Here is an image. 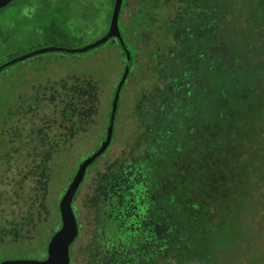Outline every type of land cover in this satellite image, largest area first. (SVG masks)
<instances>
[{
    "label": "trees",
    "instance_id": "obj_1",
    "mask_svg": "<svg viewBox=\"0 0 264 264\" xmlns=\"http://www.w3.org/2000/svg\"><path fill=\"white\" fill-rule=\"evenodd\" d=\"M126 1L127 0H123L119 14V21L121 24L122 13ZM231 1L232 0H161L157 5L150 2H140L139 9L134 13L135 18L133 20V26L137 27L138 30L147 29L153 37L155 35L157 36L158 41L156 39L154 40L156 48L152 53V56L157 61V64L155 63L152 67L155 74L159 76L166 71V65H169V70L175 71L173 83L174 88L177 89L178 92H176V90L173 91L179 98L187 100V94L194 92L193 86H191L192 82L195 84V89L199 83L200 87L201 85L204 86V92H200L202 94L201 96L208 97V95L211 94L209 99L212 101H214L213 97L217 94L218 87L217 85L213 86L207 83L210 81L215 84H223L220 86V88L223 89L222 91L219 90L216 102H214L216 112L212 121L209 123L205 122L203 125L205 144L202 151L199 152V159L193 164H187L185 161L187 157V146L179 150L182 145L180 140L182 136H185V131L189 129L188 127L190 124V119L185 113L186 102L184 101V103L183 100L179 104L175 102L174 109L169 110V113L162 107L163 104L160 102L161 96H158L156 99L151 96L147 98L142 97L135 103L132 111L134 126L130 134V140L133 141L131 146H127L128 148L130 147L132 154L127 153L125 157L119 156V158H115L112 162L110 161L107 163L106 161L105 163L107 164L105 165L101 161L112 146V144H110L108 150L89 165L76 194L77 197L81 188L84 187V189H87L89 187L86 181L88 177L93 174L94 188L89 198L87 200L85 198L88 208L90 207L89 213L93 216L89 249L86 248L88 252L90 251L95 254L94 258H92L93 264L119 263L117 250L109 251L111 245L120 242L118 239L121 240L123 245H126V247L122 245L120 250H118V252H121L120 260H122V262H128L127 256L129 255L128 253H130L137 257V264H141L139 263L140 260H144L147 264H153L156 257L157 261L161 258L172 257L169 255L170 248L171 255L174 250V252L177 251L179 257H174L176 260L175 264H181L182 260L190 261L209 257L210 260H212L216 254H213L208 248L207 236L209 234H219L220 236L225 234L226 237L227 235L234 237V231L240 233L237 226L238 222L248 225L247 222L244 223L242 220L246 215L254 212L248 211V207L244 208L245 205H238L237 202H240L239 197L231 195V192L225 197L226 206L222 211L224 214L220 215V223L215 221L212 217H209L205 223L199 224L196 227L197 220L194 221L192 219L191 213L179 211V207L181 206L180 196L184 188H191V184L194 180L197 186L201 188L199 180H196L198 177H202L206 181L211 176H214V174L207 176L201 175L202 172L206 173L210 170L208 161H206L207 157H212V160H219L221 158V156L218 157L217 155V148L212 149L216 147L220 140L217 127L221 121V116L225 114L233 115L236 112L241 113L239 107L242 105L241 98L235 97L232 99L231 95L229 96L226 91V80L229 76L233 75V72L228 70L225 66L215 70L216 65L214 64H216V62H214L215 60H211L209 61V65L206 63L207 68L204 75L198 76L199 70L201 71V69L205 68L204 62H195L197 69L195 72V70L193 71L192 69L191 61L195 56L200 55V50L198 48L195 51L188 50L186 51L187 56L185 59L184 57H180L186 47L181 38H183L185 34L188 35L189 31L197 34L198 37L209 34L215 39H219L216 43V47L220 54H223L227 47H229L230 50L233 48L236 49V45L239 46L243 43L242 39H238L239 42L235 41L225 46L227 44L226 37L237 40L238 37L236 34L240 32V28L233 26L228 17L224 19L221 16L225 13L226 9H230V12L235 10L236 5L225 7L228 5L227 3H232ZM26 3H28V0H13L7 6L0 8V12L14 6L18 13V17L15 16L14 18L16 20L15 22H18L17 24L22 28L24 23H26L23 21L26 17L28 20L33 21L29 24L31 28L37 29L40 25L39 30L41 32L48 35H56L58 29L62 27L58 24L59 19L56 18L58 12L52 11V5L54 3L55 7H57L56 0H42L38 3H33L32 1L30 3L33 4H30V7L28 9L26 8L27 11L24 12L23 8ZM240 3L241 2L237 3V9L239 10H241L239 6ZM32 5L34 8L31 10ZM63 7L64 6H62V8ZM112 10V7L107 10L108 22H111ZM246 13H248L249 19L254 23L259 22L258 18L261 15V22L264 24V0H252V4L246 9ZM64 14H67V12H64ZM93 14L94 10H90L88 17ZM43 19L47 20L42 21ZM243 22H247V24L252 27L248 19L244 18ZM62 25H65L63 21ZM122 25L125 32L123 34L124 42L132 55L127 77L128 80L132 75V67L134 65L137 50L134 46L135 40L130 38L132 32L127 29L126 25ZM172 36L173 41H171ZM106 43L115 44L124 57V52L120 44L108 40L101 45ZM171 46L172 49H174L169 51ZM91 49H88V51ZM174 50L177 55L172 53ZM61 52L65 54H79ZM84 52L85 51L80 53ZM124 59L126 58L124 57ZM187 65L188 67L185 69L184 67ZM8 67L9 66L1 69L0 72ZM212 69L220 75L216 74L215 78L208 77ZM122 73L123 71L120 74L121 76ZM155 74L152 75L156 76ZM121 76L119 79H121ZM6 80L7 79L2 81L3 87L2 84H0V187L5 186L8 189L10 184L16 182L15 186L18 194H14L10 199H6L2 207L7 209L12 207L14 202H17L20 203L21 210L15 222L11 221V219H14V216L6 217L4 211L0 210V232H5V236L9 238L8 244L5 246L2 245L4 248L0 246L2 250H4L0 253V257L4 258L2 260L12 259V257L9 256H1L2 253H9L12 252L13 249L20 247L31 248L32 245L35 244V242L32 241L28 243L21 240L23 237L21 234L29 226L34 227L33 211L38 210L40 205L44 203L42 196L45 197V195L47 204L49 203L50 206L52 205L53 207V210L50 212L51 221L49 223L51 224L49 227L46 226V228L37 226L34 231L38 232V229L40 231L35 238L36 243L40 242L41 245L44 246L42 248L45 250L47 249V241L58 229L59 221L61 222L60 213L58 214L55 206V187L59 188L58 190L63 187L64 191L67 189L80 162L85 157V155L83 158L81 157V155L83 156V150H80L77 146V143L80 144L78 139L85 141V139H83L84 136L88 135L91 131L94 132L95 127L92 125L95 124L96 119L99 118V115H96L98 111L96 107H99L96 97L97 86L99 85L97 83L90 85L83 83L84 85H81L82 81L80 80H72L70 82L62 81L60 82L62 84L60 87L50 86L48 83L46 85L47 88L44 87L45 89L43 91L36 90L33 85L35 93L25 92V94H23L20 88V91H13L12 93L10 87L11 83ZM161 80V77H158L157 80L154 81L153 87L156 88L157 83ZM90 82L92 81L87 80V84ZM260 85L262 87L261 91L263 92L257 93L255 89H252L253 94L249 100L253 104L259 105L258 109L261 108L262 111H264V108L261 107L264 98V82ZM123 86H125V84ZM244 92L246 96L250 95V89L247 86ZM42 96L43 99H41ZM144 102L148 104V108L145 111L146 113L142 112ZM41 103L45 105L43 109L40 107ZM246 103L248 104V101ZM179 109L184 112L181 113ZM100 113L99 111V114ZM187 119L188 127L185 128ZM87 127L89 128V132L86 131ZM4 129H7V131H4ZM194 133L198 135V132ZM213 134H215V136H212ZM137 140L140 142V150L136 145ZM171 140H173V142H171ZM198 145L197 143L194 147ZM135 146L138 151L135 149ZM164 148L169 151L171 160L169 155H167L168 151L166 152ZM133 150H136V152L134 153ZM183 150H185V154L182 153ZM182 158H184L183 161ZM204 164H206L205 168ZM193 165H199V176H195V178L192 172ZM237 165L242 167V172L243 169L247 168L249 170L250 167V165L247 164L244 166V164L237 163L235 166ZM251 165L253 167H258L255 161L252 162ZM103 166L104 168L102 169ZM188 168L191 171V175L187 173ZM65 170L68 172L67 174H69V179L66 184L62 186L58 174ZM71 171L73 172L71 173ZM216 177L217 176L214 178ZM222 178L223 177L220 175L218 180L220 181ZM148 181L155 182L156 186H152V188L155 189L150 190L151 186H149ZM12 187L10 188L12 189ZM198 187L197 190L199 192L200 189ZM160 188H163V193L167 194L168 200L164 201L160 198L162 194V192L158 190ZM1 191L2 190H0V192ZM146 191H152L157 205L160 202L163 203V205H148L149 202H141L140 198ZM1 193L0 196H3ZM234 201H237L235 205L233 204ZM74 203L75 200L73 206ZM146 206L159 208L154 210ZM161 207H165V213L160 209ZM74 211L79 224V234L76 238L78 241L82 239L80 234L82 226L76 206H74ZM237 211L241 213L242 218L235 219L234 217L228 225L225 224L226 227L224 226L225 228L223 229V219L225 215L236 213ZM179 214H184L183 216L185 217L187 216L188 221L186 224L177 228L174 226V222L178 216H180ZM211 215H215V212H211ZM151 216H154L156 221L153 219L152 222H149ZM173 217L174 221L172 222ZM144 221L145 223L143 224ZM167 221H170V223ZM155 223L156 226H166V230L159 232H157V230L155 231ZM189 224H191L192 227L188 234L183 236V232H185V228ZM173 227L179 232L177 234L180 240L186 237L190 243L181 246V242L178 241L176 236L173 240V237L170 236V234L173 233ZM248 227L250 228L249 225ZM247 230H244L243 233L238 236L241 238L238 245L245 239L244 236ZM44 235H46L45 239L43 238ZM75 241L72 244L76 243ZM170 241L173 243L171 244ZM131 247L133 250H131ZM72 251L74 252V247ZM46 256L47 250L40 259ZM2 260H0V262Z\"/></svg>",
    "mask_w": 264,
    "mask_h": 264
},
{
    "label": "rangeland",
    "instance_id": "obj_2",
    "mask_svg": "<svg viewBox=\"0 0 264 264\" xmlns=\"http://www.w3.org/2000/svg\"><path fill=\"white\" fill-rule=\"evenodd\" d=\"M32 1L33 3H38L42 0H28V3L24 4V12L30 7V4H33L30 3ZM160 1L161 0L126 1L122 13V24L126 25L127 29L132 32L130 38L135 40L134 46L137 52L132 67V75L126 80L125 86H123L120 92L114 124V135L111 141L112 146L109 150L107 149L108 151L106 150L107 153L101 161L105 165L110 161L112 162L115 158H119V156L125 157L127 153L132 154L130 147L128 148L127 146H131L133 141L130 140L131 130L134 126L132 121L133 106L140 98L151 96L156 99L158 96H161L160 102L163 104L162 107L168 111V113L169 110L174 109L175 102L179 104L183 100L173 91L176 90V92H178V90L174 88L173 83L175 71H170L169 65H166V71L157 76L152 68L155 63L157 64V61L152 56L153 50L156 48L154 40H157V36L155 35L153 37L147 29L138 30L137 27L133 26V20L135 18L134 13L139 9L140 2H150L157 5ZM56 2L57 7H55L54 3L52 5V11L58 12L56 18L59 19L58 24L62 26L58 29L56 35H48L41 32L39 30L40 25L37 29L31 28L29 24L33 21L28 20L26 17L25 20H23L26 23H24L22 28L17 24L18 22H15L16 20L14 18L15 16L18 17V13L14 6L0 12V65L14 57L47 46L80 48L98 40L108 30L110 21L108 22L107 20V10L111 7L113 8L114 0H56ZM231 2L232 3H227L228 5L225 7L236 5L235 10L230 12V9H226L225 13L221 16L224 19L228 17L233 26L240 28V32L236 34L238 37L237 40L233 38V41L231 37H226L227 44L225 46L238 41V39H242V44L239 46L235 44L236 49L233 48L230 50L229 47H227L226 51L220 54L216 47V43L219 39H215L209 34L198 37L197 34L189 31L188 35L185 34L183 38H181L186 47L180 57H184L185 59L187 56L186 51L188 50L195 51L197 48L200 50V55L195 56L191 61L192 69L193 71L195 70V72L197 71L195 62H204L205 68L201 69V71L199 70L198 76L204 75L207 68L206 63L209 65V61L211 60H215L214 62H216V64H214L216 65L215 70L225 66L228 70L233 72V75L229 76L226 80V91L229 96L231 95L232 99L235 97L241 98L242 105L239 107L241 113L236 112L233 115L225 114L221 116V121L217 127L220 140L216 147L212 148H217V155L218 157L221 156V158L219 160H212V157H207L206 161H208L210 170L206 173L202 172L201 175L207 176L214 174V176H211L206 181L202 177H198L196 180H199L201 188L197 186L195 180L191 184V188L185 187L180 196L181 206L179 207V211L191 213L192 219L194 221L197 220L196 227L199 224L205 223L209 217H212L215 221L220 223V215L224 214L222 211L226 206L225 197L231 192V195L238 196L240 200V202L234 201V205L236 202L240 206L245 205L244 208L248 207V211L254 213L246 215L242 220L244 223L247 222L250 228L248 225L241 222L237 223L240 233L234 231V237L229 235L226 237L225 234L221 236L219 234H209L207 236L209 250L218 256L215 255L212 260H210V257L190 261L182 260L181 264H264V111H262L261 108L258 109L259 105H255L249 100L253 94L252 89H255L257 93L263 92L261 91L262 87L260 84L264 82V24L261 22V15L258 18V23H254L249 19L246 9L252 4V0H232ZM238 2H241L239 5L241 10L237 9ZM62 6L64 7L62 8ZM33 8L34 6L32 5L31 10ZM90 10H94V14L88 17ZM64 12H67V14H64ZM244 18L251 22L252 27L247 24V22H243ZM46 20L47 19H43L42 21ZM62 21L65 25H62ZM122 24L119 21L120 29L122 34H124L125 32ZM171 41H173V36L171 37ZM173 49L171 46L169 51ZM85 52L79 54H65L61 51H48L18 61L0 72V84H2L3 87L2 81L7 79L6 81L11 83L10 87L12 93L13 91L19 90V88L22 90L21 92L23 94H25V92L35 93L33 85L36 90L43 91L47 88L46 85L48 83L50 86L60 87L62 86L60 83L62 81L70 82L72 80H80L82 81L81 85H84L83 83H86V85L94 83L99 84L96 94L99 106L96 107L98 110L96 115H99V118H97L95 124L92 125L95 127L94 132H89V128L87 127L86 131L89 132V134L84 136L83 139H85V141L78 139L80 144L77 143L80 150H83V156L81 155L82 158L84 155L86 156L97 149L105 138L115 87L120 80L119 77L121 76L120 74L123 71V64L125 62L122 52L115 44L106 43ZM172 53L177 55L175 50ZM187 67L188 65L184 68L186 69ZM215 70L212 69L208 77L215 78L216 74L220 75ZM158 77H161L162 80L157 83L155 88L153 87V83ZM87 80L92 82L87 84ZM207 84L213 86L217 85V94L219 90L222 91L223 89L220 88L223 84H215L210 81ZM191 86H193L194 92L187 94V100H183V102L185 101L187 104L185 113L190 119V124L188 127L187 119L185 128L188 127L189 129H186V133L184 132L185 136H182L180 140L182 145L179 149L182 150L187 146V157L185 158L187 164H193L199 159V152L202 151L205 144L203 125L205 122L209 123L212 121L216 112L214 102H216L217 99V94L213 97L214 101L209 99L211 94L208 95V97L201 96L202 94L200 92H204V86L201 85L200 87V83L196 86V89L194 88V82L191 83ZM246 86L250 89L249 96H246L244 92ZM41 99H43V96ZM247 101L248 104L246 103ZM40 107L43 109L45 105L41 103ZM261 107L264 108V98ZM147 108L148 104L144 102L142 112L146 113L145 111ZM179 110L181 113L184 112L181 109ZM99 111L101 112L100 114ZM4 131H7V129H4ZM194 132H198V135ZM212 136H215V134ZM173 140H171V142H173ZM138 142L137 140L136 145L140 150V142ZM197 143L199 145L194 147ZM138 149L136 150L138 151ZM164 149L166 150V148ZM136 150H133V152L135 153ZM167 151L168 150H166V152ZM182 153L185 154V150H183ZM167 155H169L171 160L169 151ZM183 159L184 158H182V161ZM106 161L107 163H105ZM254 161L258 167H253L251 165ZM237 163L244 164V166L245 164L250 165L249 170L246 168L243 169L242 172L241 166H235ZM198 167L199 165L192 166L194 178L195 176H199ZM205 167L206 164H204V168ZM103 168L104 166L102 169ZM72 172L73 171H71V173ZM67 173L68 172L65 170L58 174L62 186L65 185L69 179V174ZM187 173L191 175L189 168ZM220 175L223 178L219 181L218 177ZM90 176L86 181L89 187L87 189H84V187L81 188L75 198L74 206H76L82 226L80 232L82 239L78 241L75 239V245H71L70 264H93L92 258L95 256L94 253L86 250V248L89 249L93 217L89 213L90 207L88 208L85 201V198L86 200L89 198L94 188V175L92 174ZM215 176L217 177L214 178ZM148 182L149 186H151L150 190L155 189L152 188V186H156L155 182ZM15 185L16 182H13V184L8 186V189L5 186L0 187V190H2V193H0L3 194V196H0V210L4 211L6 217L14 216V219H11L12 222H15L19 216L21 210L20 203L14 202L15 206L13 205L7 209H4L2 206L6 199H10L12 195L18 194ZM10 187H12V189ZM197 187L200 189L199 192ZM58 189L59 188L55 187V206L59 214L60 195H63L64 187L60 190ZM158 190L162 192L160 195L162 200L166 201L169 199L167 194L163 193V188ZM152 196V191H146V193L141 196L140 201L149 202L148 205H157V201H155L154 196ZM42 197L44 203L40 205L38 210L33 211L34 227L29 226L21 234V236H23L21 240L28 243L32 241L35 242V244H33L31 248L20 247L13 249L12 252L2 253L1 256H9L12 258H41L42 255L46 253L47 249L45 250L42 248L44 246H42L40 242L36 243L35 241L38 235L37 233L40 232L39 229L38 232L34 231L37 226L46 228V226L49 227L51 224L49 223L51 221L50 212L53 210V207L52 205L50 206L49 203L47 204L46 195ZM159 204L163 205L161 202ZM146 207L153 208L154 210L159 208L151 206ZM160 209L165 213V207H161ZM213 211L215 215H211ZM179 215L180 216H178L174 222V226L177 228L186 224L188 221L187 216H183L184 214ZM234 217L235 219H239L242 218V215L238 211L225 215L222 228L224 229ZM166 218L168 219L167 215ZM153 219L156 221V218L151 216L149 222H152ZM173 221L174 217L172 222ZM167 222L170 223V221ZM144 223L145 221L143 224ZM60 225L61 222L59 221L57 228H59ZM191 227L192 225L189 224L185 228L183 236L188 234ZM154 228L157 232L166 230V226H156V223ZM173 229V233L170 234L173 240L176 236L178 241L181 242V246L190 243L186 237H182L183 239L180 240L177 234L179 232L175 230L174 227ZM244 230H247L244 236L245 239L238 245L241 240L238 236L241 235ZM45 237L46 235L43 236L44 239ZM8 240L9 238L5 236V232H0V246L7 245ZM118 241L120 242L111 245L109 249V251L117 250V255L119 257V263L112 264H137V257L130 253H128L129 255L127 256L128 262H122V260H120L121 252H118V250H120L123 244L121 240L118 239ZM170 243L172 244L173 242L170 241ZM123 246L126 247L125 244ZM1 247L0 253L4 251L2 250L4 247ZM73 247L74 252L72 251ZM131 250H133L132 247ZM169 255L172 257L161 258L159 261H157L156 257L153 264H175L176 260L174 257L179 258L177 251L174 252L173 250L171 255L170 248ZM2 259L4 258L0 257V260ZM139 263L147 264L144 260H140Z\"/></svg>",
    "mask_w": 264,
    "mask_h": 264
},
{
    "label": "water",
    "instance_id": "obj_3",
    "mask_svg": "<svg viewBox=\"0 0 264 264\" xmlns=\"http://www.w3.org/2000/svg\"><path fill=\"white\" fill-rule=\"evenodd\" d=\"M12 1L13 0H0V8L7 6ZM122 2L123 0H114L109 28L105 35H103L101 38L94 41L93 43L80 48L47 46L14 57L0 65V70H1L7 66L15 64L18 61L48 51H64L69 53L71 52L80 53L88 49L97 47L108 40H112V41L114 40L116 43L120 44L124 52V57L126 58L121 79L119 80L114 92L105 138L100 143L97 149H95L92 153L86 155L82 159L72 181L69 183L67 189L64 191L63 195L60 198L59 213H60L61 225L51 235L48 241L47 256L43 259L40 258L5 259L2 260L0 264H70V247L79 234V224H78L77 216L74 211L73 202L75 200L78 188L85 177L89 165L92 164L110 147L114 133L115 117L118 108L120 92L127 80L130 64L132 61L131 52L124 42V36L119 28V23H118Z\"/></svg>",
    "mask_w": 264,
    "mask_h": 264
},
{
    "label": "clouds",
    "instance_id": "obj_4",
    "mask_svg": "<svg viewBox=\"0 0 264 264\" xmlns=\"http://www.w3.org/2000/svg\"><path fill=\"white\" fill-rule=\"evenodd\" d=\"M25 11H27V10H25ZM125 63V62H124Z\"/></svg>",
    "mask_w": 264,
    "mask_h": 264
}]
</instances>
